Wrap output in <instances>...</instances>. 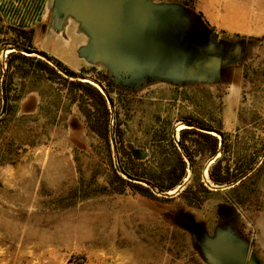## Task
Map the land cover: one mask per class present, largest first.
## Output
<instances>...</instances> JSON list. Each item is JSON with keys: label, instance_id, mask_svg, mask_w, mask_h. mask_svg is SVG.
I'll return each instance as SVG.
<instances>
[{"label": "rangeland", "instance_id": "obj_1", "mask_svg": "<svg viewBox=\"0 0 264 264\" xmlns=\"http://www.w3.org/2000/svg\"><path fill=\"white\" fill-rule=\"evenodd\" d=\"M2 31L5 63L16 37ZM87 37L95 55L94 38ZM239 39L217 38L228 58L208 78L174 70L118 79L102 65L77 74L103 94L94 76L112 84L108 143L89 130L79 108L85 103L62 81L14 77L15 113L0 124V264H211L204 238L217 232L243 244L247 260L264 264V41ZM120 48L136 54L138 46L129 40ZM185 116L213 127L220 119L221 132L258 157L242 195L207 181L215 159L196 152L193 173L187 160L186 178L174 190L151 188L154 197L129 187L118 192L112 176L113 169L121 173L118 160L129 154L136 170L152 166L166 150L162 128L178 132ZM199 174L211 192L193 195Z\"/></svg>", "mask_w": 264, "mask_h": 264}, {"label": "trees", "instance_id": "obj_2", "mask_svg": "<svg viewBox=\"0 0 264 264\" xmlns=\"http://www.w3.org/2000/svg\"><path fill=\"white\" fill-rule=\"evenodd\" d=\"M191 2L183 1L186 6H191ZM3 28L5 32L11 31L15 34V41L13 44H9L8 47L16 50L7 55L5 63L0 61V111L4 106V113L0 116V124L15 113L14 103L19 99V95L15 92L14 77H18L22 82L25 80L32 82L39 78L45 79L47 82L62 81L70 91L79 93L80 101L85 103L83 108L81 106L79 108L84 114L89 130L108 143L110 140L108 99L110 103H112V99L108 98L107 95L113 89L106 75L97 73L94 76L106 92L105 95L89 83L81 82L77 79L75 73L44 53L35 52L36 55H24L21 49L34 51L32 46L33 29L24 30L7 25L0 16V35L4 33ZM20 40L22 42H18ZM37 54L39 57H37ZM179 121L192 124L193 127L179 129L176 132V135H178L177 142L173 137L174 129L170 124L164 130L162 128L159 140L166 144V150H160V156L152 166L143 165L144 167L141 170H136L134 161L129 154H126V158L118 160V168L121 173L115 169L112 171L113 178L120 184L119 187L121 186L118 192L125 187H129L143 196L154 197L151 188L159 193L174 190L186 178L187 160L193 173L196 163L194 152H196L205 159H215L208 170L207 178H205L207 181L217 187L231 186L227 192L242 195L248 183L253 181L257 173V170H255L246 176L248 171L253 168L258 157L247 154L246 149L238 147L236 135L231 139L230 135L222 133L220 119L217 121V127H213L208 121L192 116H185ZM212 131L218 132L221 138L219 135L214 136L215 134ZM112 134L115 142L119 143L122 138L119 124L114 125ZM3 150L2 148L0 153ZM218 155L220 157L216 159ZM126 176L133 180L127 179ZM195 183L196 188L193 195H196L197 189L206 193L211 192L210 188L202 181L201 174L198 175ZM188 200L193 203L194 198L189 197Z\"/></svg>", "mask_w": 264, "mask_h": 264}, {"label": "water", "instance_id": "obj_3", "mask_svg": "<svg viewBox=\"0 0 264 264\" xmlns=\"http://www.w3.org/2000/svg\"><path fill=\"white\" fill-rule=\"evenodd\" d=\"M53 3L80 21L94 38L95 55L89 48L83 49L80 55L90 62L106 65L114 78L139 79L174 70L208 78L210 70L228 58L223 51V42H217L218 35L197 27L179 6H155L146 0H53ZM129 40L136 42V54L120 48ZM22 52L35 54L30 49H22ZM3 113L4 106L0 116ZM183 125L193 127L192 124ZM176 131L174 129L173 137ZM126 178L133 180L129 176ZM204 246L211 264H254L247 260L243 244L222 233L205 237Z\"/></svg>", "mask_w": 264, "mask_h": 264}, {"label": "crops", "instance_id": "obj_4", "mask_svg": "<svg viewBox=\"0 0 264 264\" xmlns=\"http://www.w3.org/2000/svg\"><path fill=\"white\" fill-rule=\"evenodd\" d=\"M146 1L155 6H179L197 27L216 33L218 38H240L245 44L264 41V0H192L191 6H186L183 0ZM0 16L7 25L33 29L34 52L59 61L76 75L101 65L108 70L106 65L80 55L89 44L90 34L75 17L56 8L53 0H0ZM241 52L239 49L238 54ZM221 71L223 74L224 70Z\"/></svg>", "mask_w": 264, "mask_h": 264}]
</instances>
